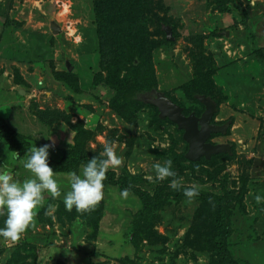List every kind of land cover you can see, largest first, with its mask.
Masks as SVG:
<instances>
[{"label":"rangeland","instance_id":"374dc122","mask_svg":"<svg viewBox=\"0 0 264 264\" xmlns=\"http://www.w3.org/2000/svg\"><path fill=\"white\" fill-rule=\"evenodd\" d=\"M110 2L0 0V120L18 145L52 144L49 161L71 158L54 170L61 194H42L18 241L0 237V264H264V0L140 3L133 28L147 69L123 96L114 90L124 73L103 66L118 56L110 39L119 32L101 31L100 39L96 29L98 10L117 14ZM206 106L210 124L223 129L207 143L228 150L179 167L183 131L161 113L176 107L199 118ZM7 141L0 138V171L21 183L32 178L27 154L9 151ZM107 145L121 164L106 172L97 224L63 200L68 174L106 159ZM168 160L175 175L157 179L154 165ZM111 173L132 192L107 185ZM189 189L201 201L185 196ZM224 235L226 261L213 242Z\"/></svg>","mask_w":264,"mask_h":264},{"label":"clouds","instance_id":"9594fccd","mask_svg":"<svg viewBox=\"0 0 264 264\" xmlns=\"http://www.w3.org/2000/svg\"><path fill=\"white\" fill-rule=\"evenodd\" d=\"M53 147L52 144H44L40 147L35 145L31 149V155L24 163V168L30 171L32 178L22 183L14 179L13 173L0 171V214L6 212L4 226L0 227V237L18 241L33 222V210L41 203L42 194L48 192L53 197L61 194L54 170L49 165V149ZM103 155L106 159H90L81 175L75 171L68 174L70 191L65 194L63 200L67 210L71 211L75 207L77 211H88L103 198V181L107 170L121 164L120 157L111 145L105 147ZM171 165V160L166 161L164 166L155 164L157 179L174 176ZM171 186L175 188L176 182L173 181ZM195 194L191 189L184 192L189 198ZM123 195H127V190ZM256 199L260 201L261 197L257 196Z\"/></svg>","mask_w":264,"mask_h":264},{"label":"trees","instance_id":"16d2710c","mask_svg":"<svg viewBox=\"0 0 264 264\" xmlns=\"http://www.w3.org/2000/svg\"><path fill=\"white\" fill-rule=\"evenodd\" d=\"M101 1L103 2V4H106V3L111 1L110 5L115 4V7L118 8L117 14L111 15L108 12L106 13V11H105L104 16H103V12L98 10L97 11L96 29H97V34H98L100 39H101V36L103 34V32H101V31L107 32V30H110L111 36H113L112 34H114L115 30H117L119 32L118 35L116 34L114 37H111V39H110L111 40L110 43L112 44L111 47L114 44V48H115V51H110V55H112V53L118 52V56H113V59H114L113 63H109L107 61V64H105L103 66L105 67L109 64L108 68L115 67L114 71L112 72V73H114V75L115 74L117 75L119 72L124 73V75L121 79L119 77L116 79L117 85H116V83H115V85H116V88H118V90H114V91H116V93L119 96H123L128 91L133 90V88L136 87L135 85L139 81L142 80L143 70L146 68L145 67V65L147 64L146 53H145L146 50L143 47V44L140 42L141 40H140L139 36L137 35L138 34L137 28L135 30V27L133 28V26L139 21L138 12L135 8L140 7V3L147 2L148 0H101ZM101 8H102V6H101ZM107 8H109V6L105 5V9H107ZM135 21H136V23H135ZM108 26H109V28H108ZM125 37H130V38L132 37L131 40L132 41L135 40L133 43L129 44L128 47H126V48H124V45L123 46L121 45L122 42L124 41ZM136 37L139 38L137 41H136V39H137ZM114 77H116V76H111L110 81H113ZM106 86H108V84ZM135 89H138V87ZM122 107H127V106L125 104H122ZM165 122H168V120L166 119ZM173 126L176 127L175 125H173ZM5 136L7 137V140H8L7 142H8L9 151L15 152L18 150L24 154H27V156L29 158V156L31 155V148L29 147L28 143L23 140V144L18 145L16 140H15L18 137L11 131L10 128H8L5 125V123L2 120H0V138L5 137ZM183 144H185V143H183ZM184 155L185 154H183V152L177 153L176 161H177V164L179 167H182L185 165H189V166L193 167V166L198 165V163H196V162L188 161L184 157ZM218 156L219 155H216L213 157L215 159V158H218ZM70 160H71V158L66 157V159L63 158L57 162L49 161V165L52 166L53 170L62 172V171H64L65 167L67 166L66 164ZM99 160H100V158L98 159V161ZM73 161L76 163L78 162V164L83 162L82 158H78V157H74ZM66 168H68V167H66ZM110 175H111V178L107 179V182H106L107 185H109L110 187H115L118 193L123 194L125 189L122 188V185H120L119 183L114 181V177H115L114 173H111ZM129 192H132V191L127 190V193H129ZM135 195L137 196L136 193H135ZM197 196L195 195V197H197ZM139 198H140V196H139ZM139 200L142 202V199H139ZM217 205H219V203H217ZM105 208H106V206L104 204H100V205H95L93 208L88 210V212H90V214H95L96 223L99 222V220L101 219V213ZM226 222H228V218L225 216L222 224H225ZM225 234H226V232H225ZM232 235H233V233L231 234V237H232ZM227 238H228V236L224 235L223 240H221V241L220 240H214L213 241L217 245L215 248V255H217V258H220V260L226 261L225 258H227L226 257L227 254H230L229 253V245H230L229 240L227 241V246H226L225 251H222V248L220 246V244L226 242Z\"/></svg>","mask_w":264,"mask_h":264},{"label":"water","instance_id":"95a60500","mask_svg":"<svg viewBox=\"0 0 264 264\" xmlns=\"http://www.w3.org/2000/svg\"><path fill=\"white\" fill-rule=\"evenodd\" d=\"M52 32H58L57 27H51ZM168 40L169 31H167ZM167 109V108H166ZM164 110L162 116L183 131L182 139L187 145L184 157L190 162H197L200 158L209 159L211 156L227 152V146L211 145L207 140L211 134L221 133V127L210 124L212 109L206 106L204 113L198 118L194 115L184 116L179 108L171 107Z\"/></svg>","mask_w":264,"mask_h":264},{"label":"crops","instance_id":"0c3cea01","mask_svg":"<svg viewBox=\"0 0 264 264\" xmlns=\"http://www.w3.org/2000/svg\"><path fill=\"white\" fill-rule=\"evenodd\" d=\"M4 113H5V111H1V109H0V116H1V114L3 115Z\"/></svg>","mask_w":264,"mask_h":264}]
</instances>
